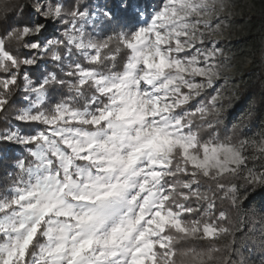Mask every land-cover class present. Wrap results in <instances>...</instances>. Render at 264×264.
Listing matches in <instances>:
<instances>
[{
	"label": "snow or ice",
	"instance_id": "obj_1",
	"mask_svg": "<svg viewBox=\"0 0 264 264\" xmlns=\"http://www.w3.org/2000/svg\"><path fill=\"white\" fill-rule=\"evenodd\" d=\"M245 7L12 5L0 34V264H254L234 258L250 243L264 264V127L246 132L241 118L229 130L220 83L231 61L220 44L237 16L250 25Z\"/></svg>",
	"mask_w": 264,
	"mask_h": 264
},
{
	"label": "trees",
	"instance_id": "obj_2",
	"mask_svg": "<svg viewBox=\"0 0 264 264\" xmlns=\"http://www.w3.org/2000/svg\"><path fill=\"white\" fill-rule=\"evenodd\" d=\"M17 2L18 0H0V34L11 22H5L4 16L12 14V5ZM238 3L250 6L245 7V13L251 17V22L249 26H244L240 23L241 17L237 16L228 38L220 44L231 57L229 66L232 67L230 79L224 83L225 94L231 97L232 105L225 114L224 122L230 130L234 123L243 118L248 125L245 131L254 133L264 127V0H238ZM250 111L251 119L248 118ZM249 228L252 229L250 235L258 239L260 225L253 227L250 223ZM250 247L255 248L251 255L245 252L244 257L234 258H247L254 261V264H260L259 245L250 243Z\"/></svg>",
	"mask_w": 264,
	"mask_h": 264
},
{
	"label": "rangeland",
	"instance_id": "obj_3",
	"mask_svg": "<svg viewBox=\"0 0 264 264\" xmlns=\"http://www.w3.org/2000/svg\"><path fill=\"white\" fill-rule=\"evenodd\" d=\"M229 33H230V31L226 32V33H225V36L227 37ZM223 40H225V39H223ZM223 40H222V41H223ZM222 41H221V42H222ZM229 67H230V70H229L228 72H226V74H225L226 77H228V80L230 79V75H229V74H230L231 71H232V67H231V66H229ZM228 80H227V81H228ZM220 83L224 85L225 82L222 80Z\"/></svg>",
	"mask_w": 264,
	"mask_h": 264
}]
</instances>
